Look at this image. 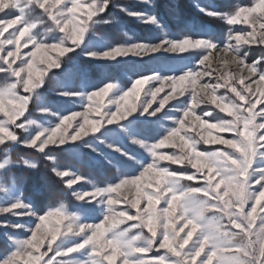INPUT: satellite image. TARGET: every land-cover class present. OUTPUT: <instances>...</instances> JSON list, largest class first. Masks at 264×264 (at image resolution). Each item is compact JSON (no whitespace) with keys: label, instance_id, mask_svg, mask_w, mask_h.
Instances as JSON below:
<instances>
[{"label":"snow or ice","instance_id":"snow-or-ice-1","mask_svg":"<svg viewBox=\"0 0 264 264\" xmlns=\"http://www.w3.org/2000/svg\"><path fill=\"white\" fill-rule=\"evenodd\" d=\"M140 3L157 7L155 0ZM110 5L161 29L162 38L98 49V29L118 23L105 16ZM199 10L229 26L246 24L251 30L230 27L223 41L211 35L173 38L154 11H133L113 0H0V230L10 245L0 264H264V0L229 12ZM254 45L261 46L262 54L253 59ZM22 48L28 51L22 54ZM213 50L223 54V64H235V72L213 77L211 66H205ZM49 52L59 55L46 57ZM186 52L194 64L179 73L162 67L139 75L127 88L109 80L90 91H56L95 111L96 120H89L88 112L62 114L42 99L44 86L56 79L55 72L48 75L50 70L68 75L86 71L75 68L74 57L81 53L89 60L120 63L129 56L143 61L152 53L163 57ZM38 58L45 68H38ZM204 77L209 79L198 88V78ZM185 81L190 88L182 87ZM149 82L143 102L130 105V98L139 100ZM166 84L171 92L152 107ZM109 93L111 106L93 108L94 98ZM186 93L187 99H180ZM172 100L176 103L170 104ZM30 103L43 122L32 118ZM208 103L214 107L200 108L198 115L196 109ZM149 128L157 134H149ZM212 130L232 135L224 138ZM126 140L144 155L129 151ZM202 144L226 148L200 150ZM21 146L50 162L77 210L63 202L42 209L23 197L14 178L8 180L18 165L39 171L34 160L13 158L12 151ZM165 146L178 150L163 153ZM84 149L89 160L115 168L118 175L95 182L79 171L70 174L54 155ZM78 181L85 183L73 187ZM126 186L130 195L123 200L113 196ZM162 201L164 206L158 207ZM122 203L127 206L118 209ZM17 216L29 223L9 218ZM52 218H57L56 224L49 227ZM126 221L133 223L120 227ZM13 232H25V238Z\"/></svg>","mask_w":264,"mask_h":264},{"label":"rangeland","instance_id":"rangeland-1","mask_svg":"<svg viewBox=\"0 0 264 264\" xmlns=\"http://www.w3.org/2000/svg\"><path fill=\"white\" fill-rule=\"evenodd\" d=\"M114 4L122 5L123 7H126L133 11H143V12H155L162 24L165 26L168 34H170L173 38H179L183 35H191L193 37H205V36H214L217 40L223 41L227 37L228 29L234 28L236 30H251L249 25L246 24H238L235 26H229L226 24V22L220 21L218 18H212L204 13H202L199 9L200 7L207 8L209 10H216L219 12H229L234 10L237 6H247L252 3V0H155V3L157 7L155 9H152L148 7L147 5H144L140 3V0H113ZM187 4V5H185ZM190 4V6L188 5ZM192 6V7H191ZM195 15V16H193ZM106 18H115L118 23L113 25H105L101 26L98 29L99 35L96 38V41L94 42V46L97 47L100 50H103L105 47H109L112 44H121V43H130L133 41L138 42H146V43H154L157 42L159 38H162V32L161 29L151 25V24H145L141 23L138 19L133 18L131 16L126 15L124 12L120 11L119 8L115 6L109 7L108 12L105 14ZM201 16L206 17L207 20L204 18H201ZM139 25V26H137ZM9 31H12L10 29ZM7 33L5 34V36ZM3 37H0V40H2ZM23 44V41L21 42ZM31 47V46H29ZM28 49L22 48L21 52L26 53ZM189 51H194L193 49H189ZM261 46L254 45L252 47L251 51V58H256L257 56L261 55ZM59 54L56 52H49L46 54L47 56H50L52 58L57 57ZM223 55L222 53H217L215 50H213V54L209 56V60L205 62V66L210 65L211 67L208 69L213 73V77L218 76L221 72L227 74V72L232 71L235 72V64L229 63L227 65L223 64V61L220 59V56ZM152 57H161L160 53H152L149 56H145L144 60L141 61L139 58L135 56H129L127 57L126 62H116V61H110V60H89L85 58V56L81 53L79 55H76L74 57L75 61V68L76 69H85L86 71L81 73L78 70H74L73 74L68 75L65 74L62 70L52 69L48 72V75H51L53 72H55L56 79L52 80L50 83H47L44 88L45 90L42 93V99L45 104L52 107L53 110L59 111L62 114L69 115L72 111H80V112H88V118L89 120H96L99 119V116L95 111H89L87 108L82 107L79 103L73 104L71 101L67 100L66 98L59 97L56 95V91L61 87H70L74 88L75 90L79 91H85V90H93L97 86H100L102 82L106 81H114L117 82L119 85H123L124 87H130L131 83L134 79L138 78L139 75H150L152 70H160L162 67H167L174 69L177 71V73L181 72L185 66L191 67L194 64V61L189 58V53H165L163 54V57L159 59H153ZM63 59V58H61ZM124 58L118 57L117 60H123ZM196 59H199V57H196ZM228 59L231 60V56H228ZM19 61H17L18 63ZM38 68H45L46 64L40 62L38 58L37 63ZM202 68L204 66H201ZM170 74V73H168ZM45 80H47V76L44 77ZM209 79L208 77L204 78H198V84L197 87L199 88L200 85H202L205 80ZM170 83V82H169ZM245 83L247 84L248 81L246 80ZM151 87V82L149 84L145 85L143 90L141 91L139 100H136L135 97L130 98L129 104H136L139 106L141 102L145 99V92L147 89ZM164 92H161L157 96V101L153 103L152 107H156L159 100L166 94L171 92V88L168 84L165 86ZM183 88L187 89L191 87L190 81H185L182 85ZM255 88L256 85H253ZM180 91V88L177 89V94ZM224 90H220V92H223ZM220 92L217 93V95L220 94ZM201 95H204V93H201ZM112 96V93H109L108 96L100 98L96 97L94 98V101L92 102L93 108H96L98 105H109V100ZM180 99L184 100L187 99V93L184 97H180ZM170 104L176 103L175 100H172L169 102ZM111 106V105H109ZM30 109L33 110V116L32 118L37 119L38 122H43L42 120V114L34 107L32 103L29 105ZM168 106H166L167 109ZM210 103L206 105H200L199 108L196 109L197 114H200V108H213ZM260 106H258L259 109ZM257 109V110H258ZM107 110L106 108L104 109ZM151 110V109H150ZM216 112H219L217 109ZM102 114V113H101ZM27 115V113H25ZM220 116H224L227 118L225 113H219ZM0 118H2V114H0ZM22 119V118H21ZM191 117H189V121H191ZM205 119H207L205 117ZM77 120H82V118L78 117ZM19 122V121H18ZM75 123V122H73ZM168 122H165L167 124ZM198 124V122H197ZM111 127V126H110ZM71 132V129L69 130ZM213 135H221L224 138H231L230 133H219L216 130H212ZM149 134L156 135L157 130L155 128H149ZM206 134V133H205ZM126 144V147L129 151L139 155L143 156V150L139 149L138 146L131 144L129 141H124ZM213 148H226L224 145H200V150H210ZM23 149L32 150L34 151V154L40 155L37 151L33 149H29L26 147H19V150L16 151L20 152V150L23 152ZM178 149H173L170 146H165L160 149L163 153H171L173 151H177ZM14 151V150H13ZM11 155L14 157L17 156V152H13ZM88 152L87 149L82 150L80 154H74L70 153L68 157L74 158L75 160H79L80 164H76V167L66 166L62 162V166L66 169L71 171H79L83 173L85 176L92 178L95 182H100L101 180L96 179V176L91 174L88 168L96 167L97 166V172H107L109 169V175L104 178L110 179L111 177L118 175V172L115 168L112 167H105L103 164L96 162L94 160H89L86 156V153ZM63 154L64 152H58ZM73 154V155H72ZM54 155H57V152L54 153ZM72 155V156H71ZM4 158V154L1 153L0 160ZM27 159V158H23ZM39 157H33L31 160H34L36 163H38ZM30 160V159H28ZM162 163H170V162H162ZM50 164V163H49ZM87 166L86 168H81L79 165ZM21 166V165H20ZM26 166V165H23ZM99 166V167H98ZM28 167V166H27ZM180 165H172V168H180ZM108 168V169H106ZM105 169V170H104ZM51 170V165H50ZM12 179L11 177H8V180L10 181ZM67 179V178H65ZM85 183V181H78L77 185H73V187H79L80 184ZM193 184H196L198 182L193 181L190 182ZM17 184V183H16ZM18 185V184H17ZM20 193L23 194V187L18 185ZM125 195H130V189L128 186L121 189L118 193H113L114 197H117L121 200H123V197ZM24 197V194H23ZM25 198V197H24ZM26 199V198H25ZM27 200V199H26ZM29 200V199H28ZM59 201L56 204L51 205V207H57L60 202L65 203L69 208L72 210H77V202L71 197L70 194H68L67 197L60 196L58 199ZM31 201V200H29ZM125 204L117 205L118 209H121L123 207H126ZM144 206V203L142 202L141 207ZM163 201L158 207H163ZM14 211H20L19 209ZM133 214L135 210H132ZM98 215V213H95ZM2 218V217H0ZM13 222H21V223H29L27 218L22 216L17 217H9ZM178 218V214H177ZM57 218H52L49 227L56 224ZM119 219V217H117ZM64 223H67V221H64ZM133 223L132 221H126L124 224H121L120 227H127L129 224ZM183 221H180L177 223V227L182 224ZM63 227V225H61ZM107 227V225H106ZM187 231V229L185 230ZM12 235H16L20 238H25V232H13ZM195 239V236L193 237ZM191 243V242H190ZM46 248V244H45ZM45 249L42 248L41 251H44ZM163 251V250H162ZM10 252V245L9 241L7 240L6 236L3 234V230H0V261H2L6 255ZM20 264H23V261L20 262ZM117 264H119V261H117Z\"/></svg>","mask_w":264,"mask_h":264},{"label":"trees","instance_id":"trees-1","mask_svg":"<svg viewBox=\"0 0 264 264\" xmlns=\"http://www.w3.org/2000/svg\"><path fill=\"white\" fill-rule=\"evenodd\" d=\"M188 5L190 6V4ZM201 18L207 20L206 17L201 16ZM17 149L19 150V147L14 149L13 152H15ZM16 152L18 154L16 157H14V159L27 158L31 160V158L33 157H39L37 163L39 171L30 169L27 166L18 165L13 168L11 172L8 173V177L12 176V178L15 179L16 183L23 187V194L27 200H31L40 208L44 209L53 204H56L59 201L58 199L60 198V196H68V194L63 191V186L60 184L59 179L55 178L54 174L51 172L49 164L50 162L45 160L42 155L40 156L34 154V151H30L27 149H23V152L21 150L20 152ZM69 155L70 153L68 152H64L63 154L57 152V155L55 156H57L58 160H60L66 166L76 167V164H80L79 160H75L74 158L68 157ZM79 166L81 168L87 167L84 166V164ZM109 169L107 170V172L99 173L97 172V166L88 168L90 173L95 175L96 179L98 180L106 178L110 174L109 172L111 171V169L110 171Z\"/></svg>","mask_w":264,"mask_h":264}]
</instances>
